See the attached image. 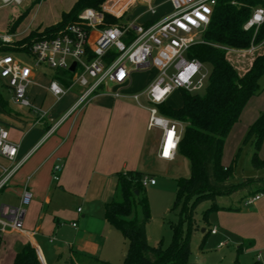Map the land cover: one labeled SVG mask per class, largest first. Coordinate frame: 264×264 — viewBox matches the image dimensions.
<instances>
[{
	"label": "crops",
	"instance_id": "crops-1",
	"mask_svg": "<svg viewBox=\"0 0 264 264\" xmlns=\"http://www.w3.org/2000/svg\"><path fill=\"white\" fill-rule=\"evenodd\" d=\"M156 1L154 5L160 6ZM125 15L119 18L149 25L167 14H148L142 4L139 15ZM53 75L54 72L36 71L34 84L27 90L33 106H20L28 111L9 107L12 92L2 82V96L6 94L7 98L3 97L12 112L0 107V124L8 130L18 152L12 162L0 156V180L5 170L22 164L0 191V205L18 207L25 188L32 192L33 199L25 209L24 233L8 231L4 235L0 264H14L16 255L26 245L35 249L41 264H63V260L64 264H114L121 258L124 261L128 243L106 218V204L114 200L118 189V174L137 171L150 177V162L172 163L181 156L173 161L159 158L161 133L157 131L150 138L154 130L148 128L150 104L143 95L140 105L133 100V95L139 94L133 79L124 90V97L114 98L111 92H101L83 109L70 114L83 89L74 84L57 100L48 90L51 80L59 81ZM260 82L261 93L248 101L227 135L235 148L264 111V83L262 86ZM251 149L253 152L252 146ZM259 155L264 160V141ZM56 164L62 165L57 181L53 172ZM260 194L261 198L252 204L246 203L245 195L233 201L232 206L218 204L238 211L215 212V235L220 229L227 240L220 243H230L236 246L237 254L251 257L248 264L253 263L257 251L264 250V193Z\"/></svg>",
	"mask_w": 264,
	"mask_h": 264
},
{
	"label": "trees",
	"instance_id": "trees-1",
	"mask_svg": "<svg viewBox=\"0 0 264 264\" xmlns=\"http://www.w3.org/2000/svg\"><path fill=\"white\" fill-rule=\"evenodd\" d=\"M105 1L75 0L73 8L62 14L59 23L44 28L45 31L38 28L14 42L12 46L3 47L0 43V51L27 52L34 41L52 37L54 32L77 21L84 9H101ZM256 7L264 9V0H218L211 22L203 32L202 42L194 45L188 52L190 59L199 60L211 70L205 92L192 94L180 90L177 92L182 97L181 107L172 109L166 106V102L157 106L161 116L183 125L177 155L189 161L191 170L188 178H178L175 201L170 213L177 215L179 222L172 226L173 237L167 248H154L148 244L147 225L151 215L144 194L145 187L142 185L143 178L148 175L137 171L118 174V189L122 201L112 200L106 204V218L128 243L123 264H198L189 261L196 208L204 202L211 203L204 215L207 220L208 213L238 211L220 207L217 204L220 197L246 191L245 197L249 199L260 192L264 193V179L247 178L242 183H232L236 160L242 149L248 145L253 147L252 167L255 170L264 169V160L259 155L264 141V111L249 126L233 164L225 167L221 163L229 131L239 121L248 101L261 93L259 81L264 77V23L258 29L244 30V25ZM30 11L31 9L9 25L8 34L15 33ZM105 22L117 23L119 20L106 15ZM48 34L51 36L43 37ZM33 36L37 38L32 40ZM251 46L258 49L250 56L227 55L226 49L246 51ZM53 77L58 78L65 87L71 85L72 75L67 71H55ZM2 88L3 83L0 80V107L11 113L2 96ZM252 186L256 190L250 191ZM249 195L252 196L248 197ZM136 203L141 210L140 218L134 213ZM209 233L211 234V230ZM207 235L208 232L203 236L200 250L205 245ZM14 264L41 263L35 249L26 245L16 255ZM234 264L240 263L236 259Z\"/></svg>",
	"mask_w": 264,
	"mask_h": 264
},
{
	"label": "built area",
	"instance_id": "built-area-1",
	"mask_svg": "<svg viewBox=\"0 0 264 264\" xmlns=\"http://www.w3.org/2000/svg\"><path fill=\"white\" fill-rule=\"evenodd\" d=\"M27 0H0L1 6L21 5ZM146 5V13L154 14V0H133ZM172 11L157 22L142 25L137 21H125L113 26H105L106 15H111L107 7L102 10L84 9L79 15V23L69 24L50 38L34 41L27 52L33 64L27 65L17 59L15 53L0 51V80L12 92L13 103L22 107H32L27 96L28 88L34 84L35 73L41 68L55 72L67 71L72 75L71 85L63 86L58 80H51L49 92L57 99L63 98L74 84L83 91L70 111L83 109L101 92H111L114 98L124 97V90L130 85L132 76L142 71H152L157 61L163 62L156 79L142 93L134 94L133 100L140 105V97H146L150 106L149 129H158L161 133L158 156L161 160L173 161L177 156L183 125L159 114L157 106L175 92L184 90L192 94L200 93L209 84L211 70L197 59H190V49L202 42L199 33L209 26L218 0H167ZM234 4V3H233ZM113 4L109 6L112 8ZM120 15L127 13L126 7ZM264 23V9L256 7L244 25V30L258 29ZM18 38L12 34H0L3 47L12 46ZM258 48L251 46L246 51L226 49L227 55L250 56ZM75 64V70L70 67ZM172 71L171 73H169ZM115 90L111 91L110 88ZM18 147L9 139L8 130L0 124V156L14 161ZM17 163L0 180V191L7 186L10 178L20 168ZM62 170L61 164L54 166V180ZM147 187L155 185L149 176L142 180ZM261 194L247 200L252 204L261 198ZM33 199L32 192L25 188L20 205L12 207L0 205V247L8 231L24 233L23 220L26 207ZM76 227V224H73ZM217 233L216 228L211 234ZM225 243H220L219 247ZM252 264H264V250L257 251Z\"/></svg>",
	"mask_w": 264,
	"mask_h": 264
},
{
	"label": "rangeland",
	"instance_id": "rangeland-1",
	"mask_svg": "<svg viewBox=\"0 0 264 264\" xmlns=\"http://www.w3.org/2000/svg\"><path fill=\"white\" fill-rule=\"evenodd\" d=\"M74 2L75 0H27L21 5L13 4L8 6H1L2 4L0 3V34H7L9 31V25L29 9H31L29 15L13 34L18 38L24 37L29 31H34L38 28L44 29L46 27L56 25L60 22L62 14L64 12H69L73 8ZM112 4V8L108 7V5ZM156 4H161L155 10V13L157 12L159 17L172 11V7L167 0H157ZM140 6H142V4L133 0H106L101 9H88L99 11L102 10L103 7H107V11L111 14L108 16L119 20V22H105L104 25L113 26L118 23L125 22L121 20V17L119 18V16H121V9L126 7L127 13L125 16L127 17L129 15H139ZM75 23H79V16L78 20L73 22V24ZM57 32H54L53 35ZM48 36H51V34L45 35L43 37ZM198 36H201L202 39L203 33H199ZM36 38L37 36H33L31 39L35 40ZM14 56L17 59L22 60L27 65L33 64L31 57H28L22 53H15ZM167 60L168 58L165 57L164 59L157 61L155 70L142 71L133 75L132 81L135 85V90L137 93H141L148 88V86L156 79L162 63L166 62ZM40 70H45L49 73L52 72L44 68H41ZM171 72L172 71L169 73ZM260 81L261 85L263 86L264 77L261 78ZM204 92L205 90L201 91L200 94H203ZM3 96L7 98L5 93H3ZM166 106L172 109L181 107L182 97L180 92L173 93L166 100ZM9 107L13 110L18 109L20 111H28V109H22L20 106H15L12 101L9 102ZM157 131L159 130H152L150 133V138L152 135H155V133L157 134ZM240 146L241 144L235 148L232 139L228 140L226 137L221 157V163L223 166L230 167L233 164ZM251 152V145H248L242 149L239 157L236 160L232 183L239 184L244 182L247 178L257 177L264 179V169L255 170L251 165ZM190 172L191 170L189 161L184 157H178L172 163H165L163 161L150 162L148 174L150 175L151 179L155 181V184L157 183L156 186L149 185L144 189V194L147 198L151 215L150 221L147 225L148 244L151 247L157 248L162 246L163 248H167L170 245L173 237L172 226L177 225L179 222L177 215L170 213V209L172 208L175 201L178 178H188L190 176ZM249 190L254 191L256 190V187L252 186ZM246 193V191H240L233 194L232 196L220 197L217 199V204L223 206H232L233 201L241 199ZM113 197L117 202L122 201L121 192L119 189H117ZM210 207V202H204L200 204L195 210L193 219L194 230L191 233V254L189 261L191 263L198 264H234L235 260L237 259L240 264H248L252 258L247 255L237 254L236 246L229 243L221 248H218L220 242H226L227 240L222 237V231L220 229L218 230L219 233L217 235H211L209 233L211 228L217 226L216 213H208L207 220L204 219V215L207 213V210ZM134 213H136L138 218L141 217V210L137 203L134 208ZM202 230H205V233L208 232V235L203 249L200 250L199 246L205 234L202 232ZM184 231H186L185 225ZM124 243L126 245V242ZM62 262L64 264V260ZM114 264H123V258L115 261Z\"/></svg>",
	"mask_w": 264,
	"mask_h": 264
},
{
	"label": "water",
	"instance_id": "water-1",
	"mask_svg": "<svg viewBox=\"0 0 264 264\" xmlns=\"http://www.w3.org/2000/svg\"><path fill=\"white\" fill-rule=\"evenodd\" d=\"M75 64H73L71 67H70V71L73 72L75 70Z\"/></svg>",
	"mask_w": 264,
	"mask_h": 264
}]
</instances>
